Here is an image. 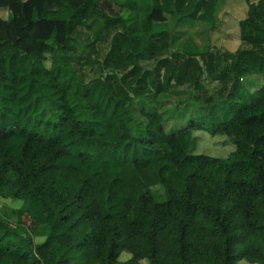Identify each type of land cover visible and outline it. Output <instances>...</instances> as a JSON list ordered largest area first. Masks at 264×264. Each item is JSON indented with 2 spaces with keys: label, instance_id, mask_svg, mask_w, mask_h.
Instances as JSON below:
<instances>
[{
  "label": "trees",
  "instance_id": "trees-1",
  "mask_svg": "<svg viewBox=\"0 0 264 264\" xmlns=\"http://www.w3.org/2000/svg\"><path fill=\"white\" fill-rule=\"evenodd\" d=\"M219 1L0 0V200L20 202L0 213V264H264V0H245L235 51L176 48L167 22L213 28ZM179 85L209 119L135 120V98ZM194 130L234 149L193 153Z\"/></svg>",
  "mask_w": 264,
  "mask_h": 264
},
{
  "label": "rangeland",
  "instance_id": "rangeland-1",
  "mask_svg": "<svg viewBox=\"0 0 264 264\" xmlns=\"http://www.w3.org/2000/svg\"><path fill=\"white\" fill-rule=\"evenodd\" d=\"M121 1V0H117ZM256 2L257 0H249ZM247 6L245 0H220L218 4L217 26L211 27V24L204 21L177 22L173 18L167 17V22L171 34L178 36L174 46L179 48L186 38H192L193 41L202 49H216L235 51L238 48L248 47L239 40L238 21L244 16ZM119 8L113 4V10ZM0 16L6 17V11L0 10ZM93 29L89 30L79 26L73 37L77 45L82 48L85 43L94 37ZM170 39H168L169 43ZM100 59L104 55L107 45L105 43L97 46ZM53 53H48L45 64L48 66L51 62ZM160 55H165L162 51ZM144 67H151L154 60H144L141 62ZM77 77L85 82L96 76V71L89 67H75ZM204 85L208 93H214L219 88L220 83L209 78L204 80ZM199 91L194 90L188 85H179L170 92L161 94L153 98L151 94L135 98L133 104V117L139 122L144 119L141 110H158L164 118V129L166 132H174L185 127L190 120L206 121L208 115L203 109V104L195 98L199 96ZM192 152L202 153L212 157L225 158L234 149L232 140L225 135H211L204 130L192 131ZM20 202L13 200H0V213L7 214L9 207H18Z\"/></svg>",
  "mask_w": 264,
  "mask_h": 264
},
{
  "label": "crops",
  "instance_id": "crops-1",
  "mask_svg": "<svg viewBox=\"0 0 264 264\" xmlns=\"http://www.w3.org/2000/svg\"><path fill=\"white\" fill-rule=\"evenodd\" d=\"M127 257H128V255L126 253H123L120 255L119 261H122V260L126 259Z\"/></svg>",
  "mask_w": 264,
  "mask_h": 264
}]
</instances>
